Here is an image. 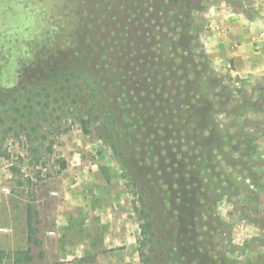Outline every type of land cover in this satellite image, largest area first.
<instances>
[{"label":"rangeland","instance_id":"obj_1","mask_svg":"<svg viewBox=\"0 0 264 264\" xmlns=\"http://www.w3.org/2000/svg\"><path fill=\"white\" fill-rule=\"evenodd\" d=\"M262 5L0 0V264H264ZM62 53L92 69L76 80L78 103L18 90L24 69ZM116 67L152 78L155 105L184 110L171 112L173 132L153 136L152 153L176 154L186 172L154 156L155 196L124 117L102 128L117 107ZM92 83L102 99L90 97ZM141 194L155 203L152 242L135 209Z\"/></svg>","mask_w":264,"mask_h":264},{"label":"trees","instance_id":"obj_2","mask_svg":"<svg viewBox=\"0 0 264 264\" xmlns=\"http://www.w3.org/2000/svg\"><path fill=\"white\" fill-rule=\"evenodd\" d=\"M191 2H195L198 7H200L202 4H207L208 0H189ZM191 23H194L195 20L193 18L190 20ZM189 27L194 28V25L191 24ZM63 54V55H62ZM61 55H53L52 57H44L40 59L37 63L33 64L34 66L30 67L29 69H24V72L20 75H18V78H20V84L18 86V90H22L25 95H31V96H38L42 92L45 96H50L53 93H61V98L63 99H69L70 102H76L78 103V98L80 97V91L75 89L78 83H76V80H78L83 74L86 77V80H89L90 77L89 74L92 70L91 67H83L82 64H77L74 61H70V57L62 53ZM128 57V56H127ZM74 62V63H73ZM117 68V69H116ZM115 71L112 73V79L113 83L109 84L112 89L110 92L115 93L116 99L113 102L117 105L116 109L114 111L111 110V114L113 112L114 117L111 115L108 122L104 123L102 128L105 130L107 129V126L109 124V121L112 123L116 122L115 117L123 116L124 117V125L128 127V130L132 134V141L135 143V146H138L140 148L139 151H135L134 149L131 150L133 154V158L136 160L140 157L144 158V163L140 162L139 165L142 166L141 174H142V180L146 182L150 187V193L155 196L156 191L161 192V185L157 184V179L160 178L157 173L154 171H151L149 168V165L154 160V156H157L156 158L160 159L161 161L169 162L170 160L175 163V166H179L181 168L179 171V175L182 177L181 174L185 173L183 167V162L181 157H178L176 154L170 155V157H166V155H161L158 153L155 155L153 149L159 148L157 145V141L155 138L153 139V136L157 132L165 133V132H173L172 130H169L168 122L169 117L171 116V112H175V116H179L180 113H183V109L180 107L174 108L172 104L168 102L169 99L162 98L158 105H155V99L152 98L154 88L152 83V78H138V73H136V67L129 68V67H116ZM109 71L105 70L104 73L108 74ZM109 72V73H110ZM89 73V74H88ZM97 82V81H96ZM97 84V83H96ZM96 84H88L87 87L89 88V94L90 97L96 98L97 100L102 99L101 96L96 95V92H99L100 89H96ZM82 87L79 86V89ZM166 85H161V90H165ZM82 90V89H81ZM96 93V94H95ZM121 94V95H120ZM89 96V95H88ZM28 99L31 100V97L28 96ZM96 104V103H95ZM93 105V103H92ZM97 106V105H96ZM103 106V105H102ZM83 113L79 114V121L82 124L84 130H86V122L87 120L82 117ZM180 119V118H179ZM172 122V120L170 121ZM123 124V123H122ZM143 127L145 130L142 137V139L137 141V133L140 131V129ZM122 128V127H121ZM106 137H104L105 140L110 142V146L117 151V145L111 141V135L112 133L107 131ZM136 140V141H135ZM127 139H123V142H126ZM161 149V147H160ZM165 149V148H163ZM161 149V151L163 150ZM129 149H125L124 151L118 152V155L120 158H122V164L125 166V163H127V159L125 158V151ZM177 157L179 160H177ZM185 158V157H184ZM199 163H196V165ZM202 164V163H201ZM200 166V165H199ZM166 167H170V165H167ZM176 170V169H175ZM174 170V172H176ZM200 169L196 170V173H199ZM162 176H166L165 168L161 171H159ZM179 179H183V178ZM166 184V183H165ZM169 187L168 184L165 185V187ZM182 184L178 186V190H176L175 197H177V193H181ZM144 188V187H143ZM141 187V190H144ZM171 188V185L170 187ZM171 190V189H170ZM175 191V190H174ZM142 195V194H141ZM141 207L135 209L139 212V218L141 220L140 223V229L142 235L145 237V241L152 242V238L154 236L153 231V225H154V204L151 203L150 199H146L141 196ZM191 200H189V203ZM192 203V202H191ZM190 203V204H191ZM178 217V216H175ZM28 227L31 229L32 222L31 219L28 220ZM148 257L144 258V260H147ZM147 262V261H145Z\"/></svg>","mask_w":264,"mask_h":264},{"label":"built area","instance_id":"obj_3","mask_svg":"<svg viewBox=\"0 0 264 264\" xmlns=\"http://www.w3.org/2000/svg\"><path fill=\"white\" fill-rule=\"evenodd\" d=\"M1 191H3V192H8V188L4 186V187L1 188ZM52 194H56V193L54 192V193H52ZM0 231L5 232V231H6V228L1 227V228H0ZM49 233H50V234H54V231H50Z\"/></svg>","mask_w":264,"mask_h":264},{"label":"crops","instance_id":"obj_4","mask_svg":"<svg viewBox=\"0 0 264 264\" xmlns=\"http://www.w3.org/2000/svg\"><path fill=\"white\" fill-rule=\"evenodd\" d=\"M262 1H263V5H262V7L264 8V0H262ZM122 242H124V241H122ZM127 247H128V246H127ZM128 248H129V247H128ZM122 250H124V249H122ZM123 252H124V251H122L121 254H123Z\"/></svg>","mask_w":264,"mask_h":264}]
</instances>
